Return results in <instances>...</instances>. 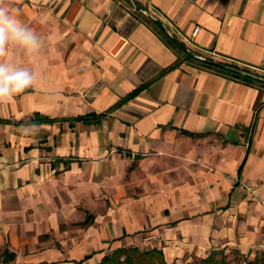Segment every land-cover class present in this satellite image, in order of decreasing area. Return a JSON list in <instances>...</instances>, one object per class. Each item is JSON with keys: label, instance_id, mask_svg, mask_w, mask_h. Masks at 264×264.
<instances>
[{"label": "crops", "instance_id": "1", "mask_svg": "<svg viewBox=\"0 0 264 264\" xmlns=\"http://www.w3.org/2000/svg\"><path fill=\"white\" fill-rule=\"evenodd\" d=\"M0 4L40 38L3 58L33 83L0 102V264L264 249V84L172 40L264 75V0Z\"/></svg>", "mask_w": 264, "mask_h": 264}, {"label": "clouds", "instance_id": "2", "mask_svg": "<svg viewBox=\"0 0 264 264\" xmlns=\"http://www.w3.org/2000/svg\"><path fill=\"white\" fill-rule=\"evenodd\" d=\"M10 45L32 51L40 47V38L19 19L18 12L13 15L8 7L0 4V102L22 93L33 83V73L29 68L17 67L3 59Z\"/></svg>", "mask_w": 264, "mask_h": 264}, {"label": "trees", "instance_id": "3", "mask_svg": "<svg viewBox=\"0 0 264 264\" xmlns=\"http://www.w3.org/2000/svg\"><path fill=\"white\" fill-rule=\"evenodd\" d=\"M138 5L142 7L141 6L142 4L139 3ZM154 22L163 30V32H165L161 21L155 20ZM172 40L173 42H175L179 50L185 54L186 58L197 60L196 57L190 54L187 46L183 42L177 41L176 39H172ZM199 61L201 64L207 67L227 72L233 76L243 78L251 82L263 83L261 81L250 78L248 76H244L236 72L224 69L222 67L214 65L213 63L203 61V60H199ZM219 61L233 64L236 66H240L237 63L230 62V61H223V60H219ZM240 67H243V66H240ZM243 68L249 69L247 67H243ZM39 118L42 119L43 117H39ZM88 119H91V118L89 117ZM98 264H169V263L167 262L165 258V254L163 250L159 248L145 250V249H141L138 246H131V247H120V248L113 250L111 253L107 254Z\"/></svg>", "mask_w": 264, "mask_h": 264}, {"label": "rangeland", "instance_id": "4", "mask_svg": "<svg viewBox=\"0 0 264 264\" xmlns=\"http://www.w3.org/2000/svg\"><path fill=\"white\" fill-rule=\"evenodd\" d=\"M187 264H264V249L254 246L244 251L235 243L215 251L207 260H190Z\"/></svg>", "mask_w": 264, "mask_h": 264}, {"label": "water", "instance_id": "5", "mask_svg": "<svg viewBox=\"0 0 264 264\" xmlns=\"http://www.w3.org/2000/svg\"><path fill=\"white\" fill-rule=\"evenodd\" d=\"M130 1L131 2H134V0H130ZM149 14L152 15L150 12H149ZM165 28L169 32V34H171L169 28L167 26H165ZM189 52L194 57H196V58H198L200 60L213 63L214 65H217V66L222 67L224 69H227V70L236 72V73L241 74V75H244V76H248L250 78H253L255 80H258V81H261V82L264 83V75L263 74H260L258 72H255V71H252V70H249V69L240 67V66H236V65H233V64H229V63H226V62L219 61V60L211 59L208 56H205L203 54H200V53H198V52H196L194 50H189Z\"/></svg>", "mask_w": 264, "mask_h": 264}, {"label": "built area", "instance_id": "6", "mask_svg": "<svg viewBox=\"0 0 264 264\" xmlns=\"http://www.w3.org/2000/svg\"><path fill=\"white\" fill-rule=\"evenodd\" d=\"M201 27L200 26H196V28L194 29V34H197L200 31Z\"/></svg>", "mask_w": 264, "mask_h": 264}]
</instances>
